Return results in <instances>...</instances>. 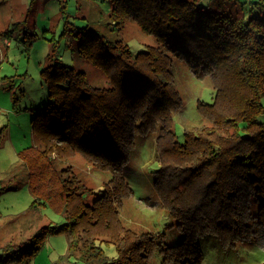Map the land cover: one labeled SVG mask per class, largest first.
<instances>
[{
    "label": "trees",
    "instance_id": "trees-1",
    "mask_svg": "<svg viewBox=\"0 0 264 264\" xmlns=\"http://www.w3.org/2000/svg\"><path fill=\"white\" fill-rule=\"evenodd\" d=\"M109 1L118 29L132 21L156 44L133 54L124 42L84 28L77 54L104 80L91 82L58 62L41 69L52 102L31 118L35 144L18 155L28 170L30 209L47 204L66 222L1 248L8 252L2 264L33 259L44 239L60 232L68 236L67 253L54 264H146L155 242L142 246L125 230L108 231L131 193L122 169L137 133L156 134L155 191L174 221L169 226L182 233L176 245L160 246L162 263L201 264L200 238L227 248L264 227V0H210L206 7L201 0ZM174 59L208 75L215 93L197 105L207 124L184 142L172 127L182 104ZM75 154L111 172L91 204L83 203L85 185L72 167L57 164ZM104 235L116 242L117 257L97 245Z\"/></svg>",
    "mask_w": 264,
    "mask_h": 264
},
{
    "label": "rangeland",
    "instance_id": "rangeland-1",
    "mask_svg": "<svg viewBox=\"0 0 264 264\" xmlns=\"http://www.w3.org/2000/svg\"><path fill=\"white\" fill-rule=\"evenodd\" d=\"M209 1L201 0V5L206 7ZM222 8H228V3ZM110 9L109 0H0V186H4L0 189V261L8 254L1 248L28 240L41 226L66 222L47 204L30 209L33 196L27 186L28 170L18 155L24 147L35 144L31 118L52 102L41 69L58 62L84 71L91 82L104 80L100 70L77 54L84 28L124 42L133 54L156 44L153 36L132 21L118 29ZM173 72L182 104L172 113V127L176 139L184 142L188 132L207 124L197 105L211 103L215 93L209 76L195 72L184 61L174 59ZM155 136L134 135L131 155L122 169L131 193L118 208L119 224L108 230H125L129 240L143 239L142 246L155 242L158 247L149 252L146 264H164L162 248L182 240L181 231L169 226L174 221L155 191L154 172L159 167ZM57 164L71 166L81 178L84 204H91L111 179L109 170L95 167L80 154ZM99 238L97 245L102 251L117 257L116 242L107 235ZM67 241L62 232L48 235L33 259L7 264H54L67 253ZM198 244L201 264H264V227L250 240L231 247H221L214 237L200 238Z\"/></svg>",
    "mask_w": 264,
    "mask_h": 264
}]
</instances>
